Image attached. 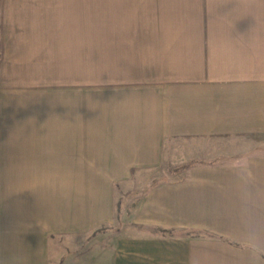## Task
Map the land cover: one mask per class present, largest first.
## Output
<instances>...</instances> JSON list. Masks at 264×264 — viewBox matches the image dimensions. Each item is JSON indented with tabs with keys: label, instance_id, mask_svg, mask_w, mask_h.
<instances>
[{
	"label": "crops",
	"instance_id": "1",
	"mask_svg": "<svg viewBox=\"0 0 264 264\" xmlns=\"http://www.w3.org/2000/svg\"><path fill=\"white\" fill-rule=\"evenodd\" d=\"M0 264H264V0H0Z\"/></svg>",
	"mask_w": 264,
	"mask_h": 264
},
{
	"label": "rangeland",
	"instance_id": "2",
	"mask_svg": "<svg viewBox=\"0 0 264 264\" xmlns=\"http://www.w3.org/2000/svg\"><path fill=\"white\" fill-rule=\"evenodd\" d=\"M174 169H177V168H175V167L173 168L172 166H162V167L158 168L153 174V176H155L154 179H152L146 183H143V184L142 183L137 184L140 187L138 189H136L135 191H131V192H127V193H121L115 189L114 192H115V216H116V219H115V223L106 229H111L112 231H115L116 229L120 228L118 223L120 224L123 221V218H125L122 211H121L123 204L127 201L129 202L130 200L133 201L137 196H139L141 193H143L145 190H147L151 185L157 183L158 181L167 180L171 174L174 175V173H175V171H173ZM147 178L148 177H146L145 179H147ZM131 203H133V202H131ZM131 203H130L129 207H131ZM103 229H105V228H103ZM160 233L167 235L164 232H160ZM175 233H178V232H175ZM178 234H181V233H178Z\"/></svg>",
	"mask_w": 264,
	"mask_h": 264
},
{
	"label": "clouds",
	"instance_id": "3",
	"mask_svg": "<svg viewBox=\"0 0 264 264\" xmlns=\"http://www.w3.org/2000/svg\"><path fill=\"white\" fill-rule=\"evenodd\" d=\"M253 253L255 254V255H260V253L259 252H257V251H255V250H253Z\"/></svg>",
	"mask_w": 264,
	"mask_h": 264
}]
</instances>
